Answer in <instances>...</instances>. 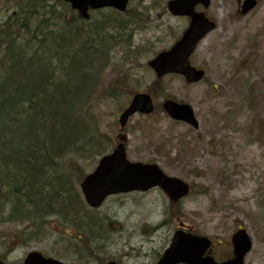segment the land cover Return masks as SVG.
Wrapping results in <instances>:
<instances>
[{"label": "rangeland", "instance_id": "374dc122", "mask_svg": "<svg viewBox=\"0 0 264 264\" xmlns=\"http://www.w3.org/2000/svg\"><path fill=\"white\" fill-rule=\"evenodd\" d=\"M238 1L212 0L206 10L218 27L192 57L193 65L206 70V79L188 84L181 76H167L161 81L163 91L154 97L156 104L167 97L190 103L200 128L174 122L162 111L150 118L136 115L127 128L130 160L154 161L168 174L194 185L182 202L181 216L167 215L170 200L159 188L110 196L94 211L103 218L104 229L98 235L105 262L115 259L122 264H156L183 223L187 229L213 239V255L219 260L228 250L232 234L244 226L254 243L246 264H264V0L247 16L240 14ZM133 6L142 13L140 24L130 30L132 21L128 20L127 29L119 32L122 43L110 45L105 63H100L103 67L98 65L95 72L101 70L100 80L107 88L115 85V78L126 81L127 92L120 88L123 85L116 86L120 98L102 97L96 105L100 129L113 140L121 103L126 98L123 104L129 102L128 94L134 88L146 91L155 80L146 62L168 48L189 24L188 18L174 16L167 9V0H132ZM4 14L2 9L0 19ZM108 26L109 22L102 26L106 38L116 30ZM136 121L140 128L150 126L155 132L140 130ZM181 135L196 141L194 154L185 153L177 144ZM112 147L107 139L105 153ZM103 154L82 157L80 163L87 173L94 170ZM68 233L72 230H63V234L43 232L2 259L21 264L29 252L41 251L63 261L92 264V259L81 256L71 245ZM97 240L92 237L90 242Z\"/></svg>", "mask_w": 264, "mask_h": 264}, {"label": "trees", "instance_id": "16d2710c", "mask_svg": "<svg viewBox=\"0 0 264 264\" xmlns=\"http://www.w3.org/2000/svg\"><path fill=\"white\" fill-rule=\"evenodd\" d=\"M135 7L84 20L61 0H0V258L43 232L72 230L67 238L80 255L105 263L98 235L103 218L81 194L80 161L105 153L107 139L115 144L100 129L96 105L117 97L116 86L127 92L126 81L115 78L107 88L101 70L95 72L110 45L122 43L128 20L130 30L140 24ZM106 22L116 29L111 38L104 37ZM179 143L185 153L196 152L187 139ZM166 213L182 211L170 203Z\"/></svg>", "mask_w": 264, "mask_h": 264}, {"label": "water", "instance_id": "95a60500", "mask_svg": "<svg viewBox=\"0 0 264 264\" xmlns=\"http://www.w3.org/2000/svg\"><path fill=\"white\" fill-rule=\"evenodd\" d=\"M70 3L74 10L84 18H90V10L113 7L119 11L127 9L129 0H63ZM211 0H170L169 10L174 15L189 16L191 23L183 36L171 49L159 53L149 61L159 78L168 73L183 74L190 82L203 78L204 71L191 66L190 56L198 42L216 27L204 11H196L198 4L205 8ZM257 4V0H245L242 12L247 13ZM167 113L175 119L186 121L198 127V120L189 104H182L171 99L164 103ZM153 101L146 93L135 94L129 107L121 114L119 120L124 127L131 115L137 111L151 113ZM162 188L172 201L178 202L189 194L190 186L184 180L168 176L157 164L131 162L127 159L123 144L102 157L94 172L87 175L81 183L86 202L94 208L101 206L107 196L122 192L147 191L153 187ZM233 259L217 263L212 256H205L211 241L207 237L177 231L171 245L167 248L157 264H244V258L250 251L252 243L244 229L233 236ZM0 264H6L0 260ZM22 264H75L62 262L58 259L45 257L38 251H32L25 257ZM107 264H119L110 261Z\"/></svg>", "mask_w": 264, "mask_h": 264}, {"label": "flooded vegetation", "instance_id": "af4514ba", "mask_svg": "<svg viewBox=\"0 0 264 264\" xmlns=\"http://www.w3.org/2000/svg\"><path fill=\"white\" fill-rule=\"evenodd\" d=\"M240 1H242V0H240Z\"/></svg>", "mask_w": 264, "mask_h": 264}]
</instances>
